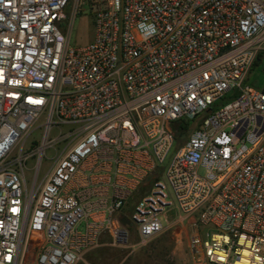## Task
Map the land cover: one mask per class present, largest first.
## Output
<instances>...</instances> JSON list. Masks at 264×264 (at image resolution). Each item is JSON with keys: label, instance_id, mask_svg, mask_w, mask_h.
Returning a JSON list of instances; mask_svg holds the SVG:
<instances>
[{"label": "built area", "instance_id": "obj_1", "mask_svg": "<svg viewBox=\"0 0 264 264\" xmlns=\"http://www.w3.org/2000/svg\"><path fill=\"white\" fill-rule=\"evenodd\" d=\"M81 1L0 0V264H78L130 227L146 245L171 209L196 230L187 264H264V0H90L73 47Z\"/></svg>", "mask_w": 264, "mask_h": 264}, {"label": "rangeland", "instance_id": "obj_2", "mask_svg": "<svg viewBox=\"0 0 264 264\" xmlns=\"http://www.w3.org/2000/svg\"><path fill=\"white\" fill-rule=\"evenodd\" d=\"M73 4V3H72ZM72 4L67 8L68 20L64 21L63 27L68 29L69 42L73 47H81L89 44L95 37V11L90 0H82L77 14L72 15ZM249 83L257 88L264 87V75L262 72L255 73L250 77ZM66 129V127H65ZM60 130L53 127L48 135L49 141L54 146H49L43 160L42 170L37 185L34 186L35 167L38 161L36 152L26 164V177L29 189L36 192L43 183L46 174L52 169L59 153L64 149L67 141H57ZM45 138V129L42 126L34 131L25 144V151L38 150ZM175 148L166 159L170 161ZM35 187V188H34ZM138 197L135 198V201ZM166 219L164 230L146 245L140 242V236L135 227L128 228L127 243L121 245H108L87 252L78 264H187L190 259L188 240L195 233L191 218L185 217L176 209L165 213ZM203 233L206 228L202 229ZM99 251H103L100 253ZM92 257V259H90Z\"/></svg>", "mask_w": 264, "mask_h": 264}, {"label": "trees", "instance_id": "obj_3", "mask_svg": "<svg viewBox=\"0 0 264 264\" xmlns=\"http://www.w3.org/2000/svg\"><path fill=\"white\" fill-rule=\"evenodd\" d=\"M182 126V125H181ZM179 127L178 125L175 126L176 131L178 132V135L181 134L179 131ZM148 189V187H145L144 189L141 190L140 195L144 194L146 192V190ZM133 208V204L131 203L127 209V211H130ZM131 228V227H130ZM100 253H103V251H99ZM90 259H92V257H90Z\"/></svg>", "mask_w": 264, "mask_h": 264}, {"label": "crops", "instance_id": "obj_4", "mask_svg": "<svg viewBox=\"0 0 264 264\" xmlns=\"http://www.w3.org/2000/svg\"><path fill=\"white\" fill-rule=\"evenodd\" d=\"M109 241H110V237H109L108 235H103V237H102V246H100V247L110 245V244H109ZM93 250H94V249H93ZM90 251H92V250H90ZM87 252H89V251H87ZM87 252H86V253H87ZM86 253H85V254H86ZM85 254H84V255H85ZM84 255H83V256H84ZM134 264H135V263H134Z\"/></svg>", "mask_w": 264, "mask_h": 264}, {"label": "water", "instance_id": "obj_5", "mask_svg": "<svg viewBox=\"0 0 264 264\" xmlns=\"http://www.w3.org/2000/svg\"><path fill=\"white\" fill-rule=\"evenodd\" d=\"M122 223H123L124 225H129V224L131 223V221H130V219H129L127 216H124V217L122 218Z\"/></svg>", "mask_w": 264, "mask_h": 264}, {"label": "bare ground", "instance_id": "obj_6", "mask_svg": "<svg viewBox=\"0 0 264 264\" xmlns=\"http://www.w3.org/2000/svg\"><path fill=\"white\" fill-rule=\"evenodd\" d=\"M237 264H249V263L243 261V262H239Z\"/></svg>", "mask_w": 264, "mask_h": 264}]
</instances>
